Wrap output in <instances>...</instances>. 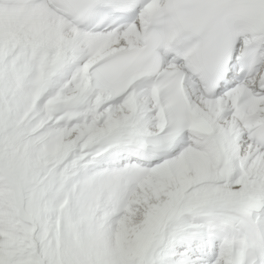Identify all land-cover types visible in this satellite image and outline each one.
Instances as JSON below:
<instances>
[{"label":"snow or ice","instance_id":"1","mask_svg":"<svg viewBox=\"0 0 264 264\" xmlns=\"http://www.w3.org/2000/svg\"><path fill=\"white\" fill-rule=\"evenodd\" d=\"M0 264H264V0H0Z\"/></svg>","mask_w":264,"mask_h":264}]
</instances>
